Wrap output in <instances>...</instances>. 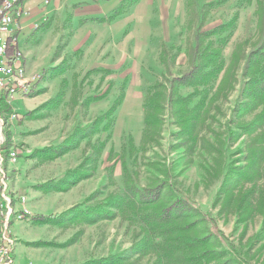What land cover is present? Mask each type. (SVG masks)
<instances>
[{"label": "rangeland", "instance_id": "1", "mask_svg": "<svg viewBox=\"0 0 264 264\" xmlns=\"http://www.w3.org/2000/svg\"><path fill=\"white\" fill-rule=\"evenodd\" d=\"M49 1L16 35L41 73L27 94L30 180L72 194L35 214L30 248L47 264H206L186 253L208 237L223 264H264V89L253 81L263 64L249 56L264 0ZM232 18L223 43H203L220 46L218 76L176 85L198 61L195 34ZM128 184L163 192L134 204ZM179 198L197 213L158 234L143 215Z\"/></svg>", "mask_w": 264, "mask_h": 264}, {"label": "crops", "instance_id": "2", "mask_svg": "<svg viewBox=\"0 0 264 264\" xmlns=\"http://www.w3.org/2000/svg\"><path fill=\"white\" fill-rule=\"evenodd\" d=\"M39 4L45 6L48 3L44 4L43 0H25L29 14L22 20V28L19 32H28L33 29L39 18ZM16 38L24 55L26 71L40 73L39 70H36L40 65L30 63V48L26 46V42L22 45V41L19 39L20 35ZM7 103L11 106L10 113L15 115L8 124V130L12 145L18 152V159L15 163H5L7 193L11 199L13 210L21 215H27V217L18 218L12 214L7 224L6 234L12 240V262L13 264H47L44 258L39 255L42 251L37 252L30 248V239L34 238L33 233L30 232L34 227L30 214L33 216V213L34 215L40 212L48 213L47 203L50 201H53L55 205H65L68 203V196H71L67 194H72V192H57V189L52 190L51 188H34V183L31 181L33 178L30 177V98H27V95H15ZM21 196L25 197L23 202L19 200ZM68 207L69 205L66 206V208Z\"/></svg>", "mask_w": 264, "mask_h": 264}, {"label": "trees", "instance_id": "3", "mask_svg": "<svg viewBox=\"0 0 264 264\" xmlns=\"http://www.w3.org/2000/svg\"><path fill=\"white\" fill-rule=\"evenodd\" d=\"M264 8V5H262ZM264 12V9H263ZM234 18H232L227 23H223L220 25H217L212 30L205 31V32H197L194 36V54H196L198 61L193 60L191 68L183 73L182 75L178 77H174V82L176 85L179 86H191V87H200L206 85L209 81L215 79L218 74L221 72V70L224 67V60L220 56V46H213V42L209 41L205 46H203L204 40L206 38H211L213 35H218V42L223 43L225 39L223 37H220L225 32L231 30L234 27ZM261 30L263 32L262 40L260 44H258V47L255 49V51H252L249 53V56L256 58L260 61L261 64H263L260 73L253 74V81L254 84L257 87H260L261 89H264V13L261 17ZM212 47V49H209ZM249 59L246 60L248 62ZM119 104V99H117L114 104L110 107V109L105 114H112V112L116 109V107ZM6 107L8 109L7 113H9L10 109L8 106V103L5 100V96H0V116H4L3 109ZM4 133L6 135L7 145L9 144V130H8V122L6 118L4 117ZM251 128L249 130V133L253 132ZM61 150L59 153L63 152V149H67L65 144L60 145ZM56 150V149H55ZM163 192V186L161 184H157L154 186H148V187H137L135 185H125L123 190V196L127 198V200L130 203H140L145 204L149 202L156 201L160 198ZM197 213L195 209L185 200L179 198L178 200H174L173 202L169 203L165 207L161 208L158 213L152 214H146L143 215L144 220L147 222H153V229L158 232V234H170L173 233L174 224L173 222L179 218V217H185L188 215H193ZM23 217H27V215H23ZM33 221H39L43 220L44 218L33 215L31 217ZM208 237H205V241L207 240L208 248L204 249L203 252L195 253L194 250H192L193 254L186 253L187 260H195L199 261L202 257H207V263L206 264H223L218 260V253H216L215 248L212 245V242L207 239ZM186 248L188 250H191L194 248H199L200 245L197 244V242H202L201 239H192L189 238L185 241ZM175 249V247H173ZM193 248V249H194ZM172 255H174V251ZM197 252V251H196ZM171 255V253H170ZM189 255L191 257H189ZM214 262V263H212ZM219 262V263H218ZM227 262V261H226ZM224 264H227V263ZM89 264V263H84Z\"/></svg>", "mask_w": 264, "mask_h": 264}, {"label": "built area", "instance_id": "4", "mask_svg": "<svg viewBox=\"0 0 264 264\" xmlns=\"http://www.w3.org/2000/svg\"><path fill=\"white\" fill-rule=\"evenodd\" d=\"M48 1L43 0L44 4ZM28 14L25 0H0V96H5L6 102L15 95L26 96L41 79V73L26 71L24 55L17 44L16 35ZM14 116L10 112L0 116V264H13L12 240L7 236L6 228L10 217L16 212L7 193L5 163L16 162L18 152L13 145H7L4 117L9 124ZM19 200L23 202L25 197L21 196ZM15 215L21 218L24 214Z\"/></svg>", "mask_w": 264, "mask_h": 264}, {"label": "bare ground", "instance_id": "5", "mask_svg": "<svg viewBox=\"0 0 264 264\" xmlns=\"http://www.w3.org/2000/svg\"><path fill=\"white\" fill-rule=\"evenodd\" d=\"M21 155V154H20Z\"/></svg>", "mask_w": 264, "mask_h": 264}]
</instances>
